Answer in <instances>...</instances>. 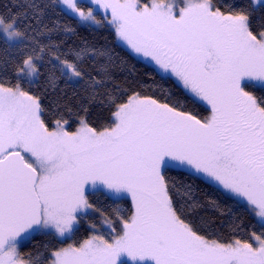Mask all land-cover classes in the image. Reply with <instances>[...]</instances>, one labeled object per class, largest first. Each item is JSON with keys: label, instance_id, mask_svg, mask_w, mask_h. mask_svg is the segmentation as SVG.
<instances>
[{"label": "snow or ice", "instance_id": "obj_1", "mask_svg": "<svg viewBox=\"0 0 264 264\" xmlns=\"http://www.w3.org/2000/svg\"><path fill=\"white\" fill-rule=\"evenodd\" d=\"M256 2L264 11V0ZM27 7L31 15H0V264H264L257 9L221 0H30ZM57 13L114 29L184 91L118 93V54L69 44L64 37L76 30ZM201 102L207 115L192 110ZM94 105L107 110L106 122H92ZM172 168L218 185L259 218L258 230L247 232L233 217L239 237L208 232L212 222L201 213H222V205L169 176ZM98 196L117 198L110 212L96 207ZM128 199L125 212L119 204ZM93 212L106 231L91 222L82 242L43 256L21 253L36 233L72 238Z\"/></svg>", "mask_w": 264, "mask_h": 264}, {"label": "trees", "instance_id": "obj_2", "mask_svg": "<svg viewBox=\"0 0 264 264\" xmlns=\"http://www.w3.org/2000/svg\"><path fill=\"white\" fill-rule=\"evenodd\" d=\"M30 0H0V15L4 17H12L17 14H23L28 12L31 15V9L27 7ZM221 2L231 5L233 3L247 5L252 4L255 7L252 0H221ZM255 13L254 23L259 26L260 23L264 22V11L259 7ZM62 23H67L71 25L76 30V35L65 36L64 39L73 46H81L82 42L87 43L89 46H93L100 50H109L118 54V56L123 61V64L117 68L114 72L116 83L119 85L117 92L126 94L130 91V88H137L142 90L147 94H168L175 92L179 95L184 90L178 86L170 78H166L161 74H158L156 69L152 66L146 64L145 62L138 59L131 51L122 47L117 42V37L115 36L114 29L110 27L97 26H84L78 23L76 20L69 16L59 15ZM3 38L0 37V40ZM2 55V53H0ZM2 75V73H0ZM11 66H9L8 77L11 78ZM155 81V83H153ZM61 87L63 85L61 84ZM259 88V87H257ZM54 98L49 96L44 100L45 104H49L50 100ZM199 112L201 115H207V107L202 103H197L195 108L192 109ZM108 118L107 110L100 105H94L91 108L90 119L92 122L101 123L106 122ZM169 176L176 178L178 181H183L185 183H192L196 186L199 191L201 198H210L217 200L223 207L224 211L218 212L216 210H207L202 212L201 215L206 216L211 220V227L208 229L210 233H219L222 236L234 235L239 237L242 235L241 232H233L230 227V221L233 217L236 218L237 222L242 225V228L247 232L258 230V221L249 212L245 211L243 207H239L234 203L235 198L229 197L227 194L220 195L223 193L216 185L197 175L190 174L184 170L180 169H170ZM117 199L112 197L110 199H105L104 197H96L95 204L97 208L105 212H110L114 207L112 200ZM176 203H180V197H175ZM241 204H243L241 202ZM131 202L128 200L126 203L121 200L119 207L127 212L130 210ZM95 222L101 231H106L100 223L99 214L93 212L89 217L88 222L85 223L84 227L81 228L80 232L73 236L72 238H60L53 237L51 235H46L43 233H38L33 236L28 242L21 244V253L24 256L28 254L36 255L41 254L48 255L52 250L58 247L67 246L69 243L82 242L87 239L92 231L89 229V223ZM126 264V263H124Z\"/></svg>", "mask_w": 264, "mask_h": 264}, {"label": "rangeland", "instance_id": "obj_3", "mask_svg": "<svg viewBox=\"0 0 264 264\" xmlns=\"http://www.w3.org/2000/svg\"><path fill=\"white\" fill-rule=\"evenodd\" d=\"M253 1V3H254V5H255V7H259L260 6V4L258 3V2H256V0H252ZM98 18H102V14H101V16H99ZM81 25H83V24H81ZM84 26H87V25H84ZM92 26H97V25H92ZM0 37H2L3 39H6L5 37H3V34L2 33H0ZM117 42L122 46V47H124V48H126V49H128L129 51H131L132 53H133V55H135L138 59H140L141 61H143V62H145L146 64H148V65H150V66H152L153 68H155L156 69V66L153 64V63H151V62H149L148 61V59L147 58H144V57H142V56H139L138 54H136V53H134L124 42H122V41H120L118 38H117ZM162 75V74H161ZM164 77H166V78H170L171 80H173L178 86H180L181 88H182V86L179 84V82H177L176 80H175V78L174 77H168V76H164ZM256 87H260V85H256ZM183 89V88H182ZM202 103V102H201ZM203 105H205L206 107H207V105L206 104H204V103H202ZM172 169H180V168H172ZM180 170H184V171H186V172H188V173H190V174H193V175H197V176H199L198 174H196V173H194V172H192V171H190V170H188V169H180ZM200 177H202V178H204L203 176H200ZM206 179V178H205ZM215 185V184H214ZM220 190H222L223 191V189H221L218 185H216ZM116 198V197H115ZM129 201H130V199H128ZM131 202V201H130ZM242 203H244L243 201H242ZM254 216V215H253ZM255 217V216H254ZM255 219L259 222V218L258 217H255ZM105 228V230H107L106 229V227H104ZM100 230H101V228H100ZM62 239H64V238H62ZM124 263H126L127 264V261H125ZM129 264H130V262H129Z\"/></svg>", "mask_w": 264, "mask_h": 264}, {"label": "water", "instance_id": "obj_4", "mask_svg": "<svg viewBox=\"0 0 264 264\" xmlns=\"http://www.w3.org/2000/svg\"><path fill=\"white\" fill-rule=\"evenodd\" d=\"M37 234H38V233L34 234V236L37 235ZM31 238H32V237H31ZM31 238H29V239H27V240H25V241H22L21 244H24V243L28 242Z\"/></svg>", "mask_w": 264, "mask_h": 264}]
</instances>
